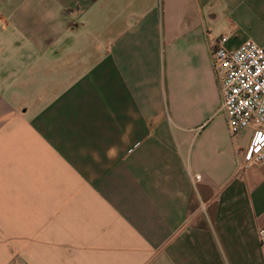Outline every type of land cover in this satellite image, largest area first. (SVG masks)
Listing matches in <instances>:
<instances>
[{"label": "crops", "instance_id": "1", "mask_svg": "<svg viewBox=\"0 0 264 264\" xmlns=\"http://www.w3.org/2000/svg\"><path fill=\"white\" fill-rule=\"evenodd\" d=\"M264 0H0V264H264L212 45Z\"/></svg>", "mask_w": 264, "mask_h": 264}, {"label": "built area", "instance_id": "2", "mask_svg": "<svg viewBox=\"0 0 264 264\" xmlns=\"http://www.w3.org/2000/svg\"><path fill=\"white\" fill-rule=\"evenodd\" d=\"M227 42V37L217 39L212 45V56L228 129L234 137L245 129L264 136V46L246 41L231 50ZM238 154L240 172L264 163V137L238 149ZM261 236L264 239V232Z\"/></svg>", "mask_w": 264, "mask_h": 264}]
</instances>
